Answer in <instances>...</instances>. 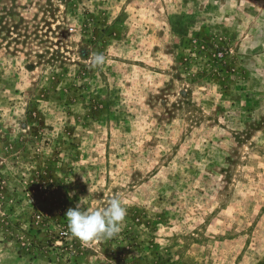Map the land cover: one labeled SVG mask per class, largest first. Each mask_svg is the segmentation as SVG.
I'll list each match as a JSON object with an SVG mask.
<instances>
[{"label": "rangeland", "instance_id": "rangeland-1", "mask_svg": "<svg viewBox=\"0 0 264 264\" xmlns=\"http://www.w3.org/2000/svg\"><path fill=\"white\" fill-rule=\"evenodd\" d=\"M0 264H264V0H0Z\"/></svg>", "mask_w": 264, "mask_h": 264}, {"label": "clouds", "instance_id": "clouds-1", "mask_svg": "<svg viewBox=\"0 0 264 264\" xmlns=\"http://www.w3.org/2000/svg\"><path fill=\"white\" fill-rule=\"evenodd\" d=\"M105 62L103 54H93L91 63L101 66ZM67 219L68 232L73 238L82 242L111 239L121 232L127 209L118 197L107 201L103 207L84 209V201L79 200L76 206L64 213Z\"/></svg>", "mask_w": 264, "mask_h": 264}]
</instances>
